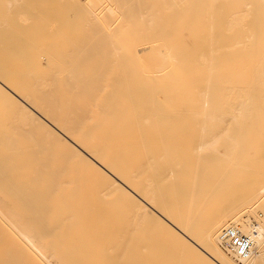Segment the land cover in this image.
Instances as JSON below:
<instances>
[{
  "label": "bare ground",
  "instance_id": "obj_1",
  "mask_svg": "<svg viewBox=\"0 0 264 264\" xmlns=\"http://www.w3.org/2000/svg\"><path fill=\"white\" fill-rule=\"evenodd\" d=\"M254 208L264 0H0V264H264Z\"/></svg>",
  "mask_w": 264,
  "mask_h": 264
},
{
  "label": "built area",
  "instance_id": "obj_2",
  "mask_svg": "<svg viewBox=\"0 0 264 264\" xmlns=\"http://www.w3.org/2000/svg\"><path fill=\"white\" fill-rule=\"evenodd\" d=\"M226 247L233 252L238 259L242 260L251 254L252 241L238 231L228 230L225 234Z\"/></svg>",
  "mask_w": 264,
  "mask_h": 264
},
{
  "label": "rangeland",
  "instance_id": "obj_3",
  "mask_svg": "<svg viewBox=\"0 0 264 264\" xmlns=\"http://www.w3.org/2000/svg\"><path fill=\"white\" fill-rule=\"evenodd\" d=\"M139 53H141V50L139 51ZM254 212L255 215L257 216V221H261L264 218V214L262 213V210H260L259 208H254ZM159 243H161V241L158 240Z\"/></svg>",
  "mask_w": 264,
  "mask_h": 264
}]
</instances>
